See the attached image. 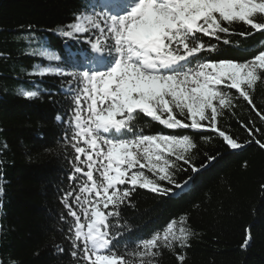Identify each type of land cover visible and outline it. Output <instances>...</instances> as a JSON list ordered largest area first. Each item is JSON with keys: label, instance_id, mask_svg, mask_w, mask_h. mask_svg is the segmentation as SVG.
<instances>
[{"label": "trees", "instance_id": "trees-1", "mask_svg": "<svg viewBox=\"0 0 264 264\" xmlns=\"http://www.w3.org/2000/svg\"><path fill=\"white\" fill-rule=\"evenodd\" d=\"M100 13L99 0H0V264H95L77 237L93 208L117 264H264V66L252 83L226 79L217 87L223 104L203 118L168 96L136 93L95 140L185 145L159 151L165 173L132 157L134 179L110 190L109 201L86 198L74 120L95 43L107 62L117 54L105 22L89 32L76 26ZM198 14L193 28L164 39L158 58L177 65L157 62L160 75L250 66L264 55V12Z\"/></svg>", "mask_w": 264, "mask_h": 264}, {"label": "rangeland", "instance_id": "rangeland-1", "mask_svg": "<svg viewBox=\"0 0 264 264\" xmlns=\"http://www.w3.org/2000/svg\"><path fill=\"white\" fill-rule=\"evenodd\" d=\"M99 1L107 14L100 13L98 20L95 16H84L76 28L81 32L102 30L105 22L106 33L113 40L112 52L118 57L115 64L107 62L103 57L104 46L95 43L93 50L100 61L89 64L91 71L86 76L83 102L74 125L84 167L82 173L90 182L85 188L86 198L94 201L95 197H102L103 201H109L110 190L135 178L132 170L137 167L132 157L165 173L158 163L159 151L185 145L183 141L166 137L130 144L95 140L102 126L113 128L116 116L134 105L136 93L142 91L143 97L150 100L168 96L178 106L203 118L216 103L223 104L217 87L226 79L237 86L252 83L255 69L264 66L262 55L250 66L223 63L206 66L191 76L164 77L158 73L157 62L163 66L174 64L173 58H158L164 39L178 29L193 28L200 17L199 10L215 11L232 19L255 10L264 12V4L257 0H116L114 5L122 10L115 13L116 8L111 12L113 0ZM148 50L152 56L144 53ZM95 176H98L97 182ZM91 215L86 224L80 222L77 228V237L93 251L92 256L88 255L89 260L95 264H117V259L106 254L109 241L102 215L96 208Z\"/></svg>", "mask_w": 264, "mask_h": 264}, {"label": "bare ground", "instance_id": "bare-ground-1", "mask_svg": "<svg viewBox=\"0 0 264 264\" xmlns=\"http://www.w3.org/2000/svg\"><path fill=\"white\" fill-rule=\"evenodd\" d=\"M111 4V3H110Z\"/></svg>", "mask_w": 264, "mask_h": 264}]
</instances>
